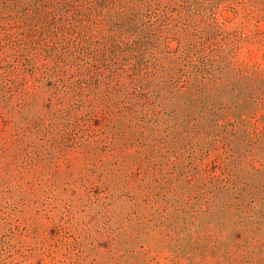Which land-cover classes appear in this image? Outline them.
<instances>
[{"label":"rangeland","instance_id":"1","mask_svg":"<svg viewBox=\"0 0 264 264\" xmlns=\"http://www.w3.org/2000/svg\"><path fill=\"white\" fill-rule=\"evenodd\" d=\"M0 264H264V0H0Z\"/></svg>","mask_w":264,"mask_h":264},{"label":"trees","instance_id":"2","mask_svg":"<svg viewBox=\"0 0 264 264\" xmlns=\"http://www.w3.org/2000/svg\"><path fill=\"white\" fill-rule=\"evenodd\" d=\"M128 48H129V49H132L131 44L128 46ZM129 49H128V50H129ZM137 50H139V48H138ZM137 50L134 49V52L137 51ZM132 55H133L134 57H136V55H135L134 53H132ZM118 56H119V55H117V56L115 57V59H114V61H113L114 63H118V58H117ZM128 63H129V62H128ZM128 63H127V64H128ZM119 68H120V67H118L117 69H119ZM121 71H122V70H121Z\"/></svg>","mask_w":264,"mask_h":264}]
</instances>
